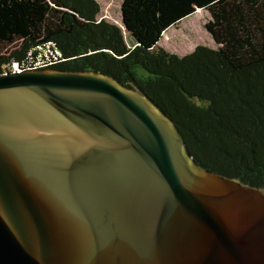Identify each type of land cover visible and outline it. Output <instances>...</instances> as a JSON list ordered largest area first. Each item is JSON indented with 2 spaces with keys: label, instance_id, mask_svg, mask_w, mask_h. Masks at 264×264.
Listing matches in <instances>:
<instances>
[{
  "label": "water",
  "instance_id": "water-1",
  "mask_svg": "<svg viewBox=\"0 0 264 264\" xmlns=\"http://www.w3.org/2000/svg\"><path fill=\"white\" fill-rule=\"evenodd\" d=\"M0 264H264V192L198 167L109 76L6 73Z\"/></svg>",
  "mask_w": 264,
  "mask_h": 264
},
{
  "label": "trees",
  "instance_id": "trees-1",
  "mask_svg": "<svg viewBox=\"0 0 264 264\" xmlns=\"http://www.w3.org/2000/svg\"><path fill=\"white\" fill-rule=\"evenodd\" d=\"M198 10L216 49L159 45ZM100 13L96 0H0V75L109 76L174 123L198 167L264 192V0H123L125 30Z\"/></svg>",
  "mask_w": 264,
  "mask_h": 264
},
{
  "label": "rangeland",
  "instance_id": "rangeland-1",
  "mask_svg": "<svg viewBox=\"0 0 264 264\" xmlns=\"http://www.w3.org/2000/svg\"><path fill=\"white\" fill-rule=\"evenodd\" d=\"M96 1L101 6V13L98 16V19H105L124 29L121 17V4L123 0ZM209 19L210 14L207 11L193 14L189 18L183 20L176 27L169 28L163 35L159 45L167 51L180 56L192 53L195 48L200 45L216 49L217 45L215 41L205 29V25ZM124 33L126 38L129 40L128 34L126 32ZM49 56L46 58V61L50 59Z\"/></svg>",
  "mask_w": 264,
  "mask_h": 264
},
{
  "label": "built area",
  "instance_id": "built-area-1",
  "mask_svg": "<svg viewBox=\"0 0 264 264\" xmlns=\"http://www.w3.org/2000/svg\"><path fill=\"white\" fill-rule=\"evenodd\" d=\"M13 72H22L17 66H15V68H14V71Z\"/></svg>",
  "mask_w": 264,
  "mask_h": 264
},
{
  "label": "bare ground",
  "instance_id": "bare-ground-1",
  "mask_svg": "<svg viewBox=\"0 0 264 264\" xmlns=\"http://www.w3.org/2000/svg\"><path fill=\"white\" fill-rule=\"evenodd\" d=\"M197 12H198V13H201L202 11L198 10Z\"/></svg>",
  "mask_w": 264,
  "mask_h": 264
}]
</instances>
